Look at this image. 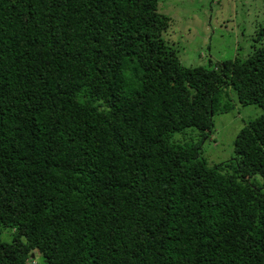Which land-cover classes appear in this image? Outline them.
I'll list each match as a JSON object with an SVG mask.
<instances>
[{"label": "trees", "instance_id": "16d2710c", "mask_svg": "<svg viewBox=\"0 0 264 264\" xmlns=\"http://www.w3.org/2000/svg\"><path fill=\"white\" fill-rule=\"evenodd\" d=\"M158 2L0 0V264H264V26L185 66ZM229 92L262 112L209 168L174 137Z\"/></svg>", "mask_w": 264, "mask_h": 264}, {"label": "rangeland", "instance_id": "374dc122", "mask_svg": "<svg viewBox=\"0 0 264 264\" xmlns=\"http://www.w3.org/2000/svg\"><path fill=\"white\" fill-rule=\"evenodd\" d=\"M158 11L171 19L162 38L178 51L185 66H209V60L214 63L236 57L245 59L255 33L264 26V0H159ZM229 100L230 111L213 117V127L206 138L195 129L174 137L180 143L184 139L201 140L202 157L209 168L234 156L236 135L262 112L256 106H241L232 92ZM225 101L223 96L222 103ZM1 239L8 241L7 234Z\"/></svg>", "mask_w": 264, "mask_h": 264}, {"label": "water", "instance_id": "95a60500", "mask_svg": "<svg viewBox=\"0 0 264 264\" xmlns=\"http://www.w3.org/2000/svg\"><path fill=\"white\" fill-rule=\"evenodd\" d=\"M34 255L32 254V257H33Z\"/></svg>", "mask_w": 264, "mask_h": 264}]
</instances>
